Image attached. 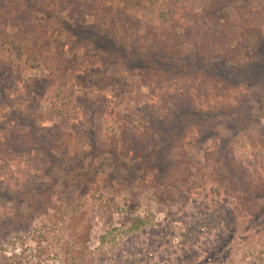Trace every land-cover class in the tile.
<instances>
[{
	"label": "rangeland",
	"instance_id": "obj_1",
	"mask_svg": "<svg viewBox=\"0 0 264 264\" xmlns=\"http://www.w3.org/2000/svg\"><path fill=\"white\" fill-rule=\"evenodd\" d=\"M1 1L0 264H264V0Z\"/></svg>",
	"mask_w": 264,
	"mask_h": 264
},
{
	"label": "trees",
	"instance_id": "obj_2",
	"mask_svg": "<svg viewBox=\"0 0 264 264\" xmlns=\"http://www.w3.org/2000/svg\"><path fill=\"white\" fill-rule=\"evenodd\" d=\"M216 0H214L215 2ZM231 0H228V3ZM3 4V8L7 5L10 6V9L13 8L12 12H16L17 14H19L20 16H25L26 18H29V14H43L46 16H49L50 14H48V12H54L52 10L53 6L62 9V7L64 8L65 4L68 6L70 5V2L68 1L67 3H65V0H51L49 2V0H3L1 1ZM21 3H24V5H26V7L24 9H20L21 6H19ZM209 9H215V4L212 3ZM210 10V11H211ZM51 16V15H50ZM53 16V15H52ZM51 18V17H49ZM64 29L67 32H70L72 34L75 33L78 34L79 36H81V40L85 41V42H91L94 43L95 46L100 49V50H108L109 52H114L115 46L114 44L111 42V40L109 39V37L104 36V37H100L97 34L93 35L92 32L87 33L86 30L84 31V29L80 28L77 25L71 26L69 24H64ZM88 35V36H87ZM164 59V58H163ZM150 60H153V58H151V56H149L148 54L144 55V56H138V55H126V61L132 65V66H137V65H142V62H148ZM252 68H250L249 70H245V68H237V69H233L232 71L230 70V72H228L227 77H224V81L225 83H227L229 86H237L238 85H242V84H247L245 79L241 76V73L245 74V78L250 77V73L249 72H254V75H257L258 77H256V79L259 78L258 73H262V69L259 65H253L251 66ZM247 71V72H246ZM249 73V74H247ZM177 74H181L177 73ZM10 74L5 72L3 74H0V82H4L6 80L9 79ZM8 77V78H7ZM236 80V83H233V85H231V83H229L230 81ZM251 81L254 80V78L250 79ZM249 84H253V85H258L259 83H249ZM197 113V112H194ZM224 114H228L227 111H219V109H217L216 111H206V112H202V113H197L196 116L200 119V121L202 122H207V121H211V120H215L218 116H222ZM194 117V115H193ZM25 123V122H22ZM25 127H27L30 131L31 136L35 139V142H37L39 145H43V143H45L47 141V139H45L46 137L44 136V134L42 135H38L36 133V129L34 131V126L33 123L31 124H27V125H23ZM42 131H46V130H42ZM47 155H49V157H52V153L51 151L47 153ZM51 160L54 161L53 158H51ZM243 187V185H242ZM242 188L239 187L238 184H234L232 185L231 191L233 190L235 191H240ZM244 193L247 195L248 198H253L255 196H259L258 194H255L254 191H250V189H243ZM258 197H256L257 199ZM243 207V208H242ZM249 207H245V205H242L241 207L237 208V212H239V214L246 215L247 209Z\"/></svg>",
	"mask_w": 264,
	"mask_h": 264
}]
</instances>
